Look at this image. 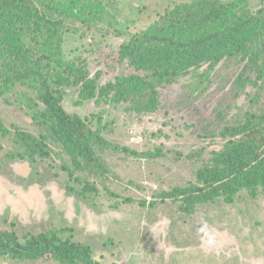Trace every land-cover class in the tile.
<instances>
[{
    "label": "rangeland",
    "instance_id": "374dc122",
    "mask_svg": "<svg viewBox=\"0 0 264 264\" xmlns=\"http://www.w3.org/2000/svg\"><path fill=\"white\" fill-rule=\"evenodd\" d=\"M181 1L118 0L121 16L113 32L68 31L64 50L82 64L97 88L125 71L114 62L119 45ZM262 5L264 0H246L252 11ZM240 67L223 60L213 69L204 64L191 70L162 86L158 109L140 116L125 104L106 103L96 89L92 97H84L81 80L71 82L62 99L64 109L94 128L101 117L106 126L98 129L115 145L96 149L105 170L74 173L95 186L83 199L68 192L82 184L64 168L69 158L60 144L51 142L50 156L32 164L9 160L5 153L20 147L11 135L0 137V230L14 231L21 241L27 234L46 232L87 244L101 264H264V194L251 197L242 190L232 203L218 198L196 204L190 212L181 200L161 196L196 180V169L222 147L218 132L224 125L264 105L262 81L236 90ZM23 90L15 83L1 91L0 115L7 127L18 125L37 135ZM0 264L58 263L0 257Z\"/></svg>",
    "mask_w": 264,
    "mask_h": 264
},
{
    "label": "trees",
    "instance_id": "16d2710c",
    "mask_svg": "<svg viewBox=\"0 0 264 264\" xmlns=\"http://www.w3.org/2000/svg\"><path fill=\"white\" fill-rule=\"evenodd\" d=\"M120 13L118 0H0V88L25 86L24 104L39 127L37 135L18 125L10 128L0 115V137L11 135L20 147L5 153L9 160L33 164L49 157V144L57 142L69 158L64 168L70 176L76 171L98 175L105 170L96 149L115 145L102 137L100 129L106 125L101 117L97 116L101 128H94L62 105L66 86L76 80L82 82L79 91L84 97H92L96 89L106 103L125 104L137 116L158 109L162 86L204 64L210 69L223 60L241 64L234 79L236 90L255 86L258 80L264 83V5L252 11L246 0H184L131 33L114 60L125 71L94 88L82 64L65 52L64 35L94 28L111 33ZM218 134L223 145L196 169V180L162 192L163 198L181 200L182 208L190 212L196 204L218 198L232 203L242 190L251 197L264 194V105L246 111ZM74 180L82 186L68 187V192L87 199L94 184L78 176ZM19 239L12 230H0V257L101 264L87 244L59 240L54 233H30Z\"/></svg>",
    "mask_w": 264,
    "mask_h": 264
}]
</instances>
